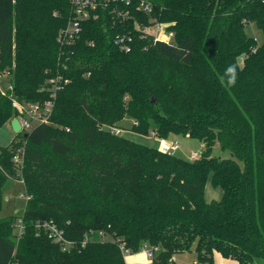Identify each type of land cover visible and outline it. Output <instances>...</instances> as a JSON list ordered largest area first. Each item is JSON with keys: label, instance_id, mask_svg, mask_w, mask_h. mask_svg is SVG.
<instances>
[{"label": "trees", "instance_id": "16d2710c", "mask_svg": "<svg viewBox=\"0 0 264 264\" xmlns=\"http://www.w3.org/2000/svg\"><path fill=\"white\" fill-rule=\"evenodd\" d=\"M92 1L96 17L62 44L70 0H0V129L14 103L53 104L49 124L0 147V210L12 182L27 196L21 216L0 217V264H126L144 248L148 264L192 249L200 264H264V0ZM154 23L171 43L138 29ZM124 35L129 52L115 44ZM124 120L135 135L180 134L203 150L187 161L105 129ZM207 181L220 200H205Z\"/></svg>", "mask_w": 264, "mask_h": 264}, {"label": "built area", "instance_id": "2783aa9c", "mask_svg": "<svg viewBox=\"0 0 264 264\" xmlns=\"http://www.w3.org/2000/svg\"><path fill=\"white\" fill-rule=\"evenodd\" d=\"M116 5L121 6H128L130 3V0H111ZM70 3L73 8L74 16L73 19L68 23L67 27L60 32V35L58 36V41L60 43H70L72 42L75 37L80 32V26L81 23L85 20H89L90 18H95L94 15L95 9L97 7V4L92 0H70ZM107 4H105V7ZM138 10H140L142 13L148 14L150 12V6L147 3L141 2L138 6ZM112 12H116V8H113ZM118 14V13H117ZM138 29L141 31V34L145 37H151L154 41H159L165 44H169L173 40V33L171 31H168L167 27L163 24L154 23L149 26L144 27H138ZM131 38L127 35L119 36L115 40V44L118 46L119 50L123 52H129L130 50V43ZM4 76L0 75V79ZM58 79H50L49 83L54 88L56 87ZM2 93H4L3 90H1ZM18 112V116L15 118L19 121L21 132H27L30 131L34 126L40 125V124H49L50 116L52 113V101L48 100L44 103H14ZM109 130L111 133L115 135H121V132L119 129L115 128H105ZM152 138H156L154 133H150ZM179 143L177 142H168L167 144L164 143L161 148L159 149L163 153L167 155H174V153L178 150ZM199 157V155L192 154L190 160H195ZM14 161L16 163L20 162L19 156L14 157ZM27 199V196H26ZM38 227H42L44 229H47L49 233V237L55 242L58 243L62 250L65 251L69 246L70 243L65 241L63 238L62 231L58 230L57 227L53 224L43 223L38 224ZM23 230V226L21 223H19L16 227V234L17 236L21 235ZM142 252L146 253V256L148 259H151L152 253L148 248H144Z\"/></svg>", "mask_w": 264, "mask_h": 264}, {"label": "rangeland", "instance_id": "374dc122", "mask_svg": "<svg viewBox=\"0 0 264 264\" xmlns=\"http://www.w3.org/2000/svg\"><path fill=\"white\" fill-rule=\"evenodd\" d=\"M245 31L248 36L255 38L259 44L262 42L261 32L255 27L254 24L247 25ZM1 81H5V80L3 79ZM130 125H131L130 120H124L121 122L119 126V130L122 136H125L127 139H130L137 143L148 146H152V144L154 143L156 145L152 147L156 146L155 148H158L157 145L160 141L157 140L153 141L154 138H152L150 134L148 136H138L129 132L128 129L130 128ZM14 138H15V134L12 132L9 123L5 124L0 129V147L7 146ZM165 141L179 143V148L174 153V155L176 157H179L187 161H190L192 154L199 155L203 150V146L199 140L180 134L178 135L172 134ZM19 149H21V147H19L17 150ZM211 155L219 159H227L230 156L228 152L221 151L216 146L212 149ZM221 197H222V190L220 188L212 187L210 181H207L204 189L205 200L208 202L212 200L218 201L221 199ZM25 204H26V193L22 181L17 180L12 182L4 191L3 199L1 203L0 217H7L12 215L21 216L24 212ZM130 257L138 258L139 260L142 259L144 261L149 260L148 257L146 256V253L142 251L133 254ZM175 262L177 264H200L197 261V257L194 249H192V251L189 253L177 255L175 257ZM213 264H234V263L233 261L229 259H225L222 256L216 254L214 256ZM257 264H260L259 260H257Z\"/></svg>", "mask_w": 264, "mask_h": 264}, {"label": "crops", "instance_id": "0c3cea01", "mask_svg": "<svg viewBox=\"0 0 264 264\" xmlns=\"http://www.w3.org/2000/svg\"><path fill=\"white\" fill-rule=\"evenodd\" d=\"M155 140H157V141H160L159 143H158V149H160L161 148V146L164 144V143H168V142H166L165 140H162V139H158V138H154L153 139V141H155ZM154 145H156V144H152V146H154ZM156 147V146H155ZM133 255V254H132ZM131 255H128L126 258H125V260H126V264H148L149 263V261L147 260H142V259H138V258H132V257H134V256H132V257H130ZM129 258V259H128ZM128 260H130V261H128Z\"/></svg>", "mask_w": 264, "mask_h": 264}, {"label": "water", "instance_id": "95a60500", "mask_svg": "<svg viewBox=\"0 0 264 264\" xmlns=\"http://www.w3.org/2000/svg\"><path fill=\"white\" fill-rule=\"evenodd\" d=\"M9 125H10V128H11L12 132L15 135L21 136L23 141L27 140V134L25 132H21V127H20L19 121L17 119L11 120Z\"/></svg>", "mask_w": 264, "mask_h": 264}, {"label": "clouds", "instance_id": "9594fccd", "mask_svg": "<svg viewBox=\"0 0 264 264\" xmlns=\"http://www.w3.org/2000/svg\"><path fill=\"white\" fill-rule=\"evenodd\" d=\"M229 71L234 73L235 70H234V68H230Z\"/></svg>", "mask_w": 264, "mask_h": 264}]
</instances>
